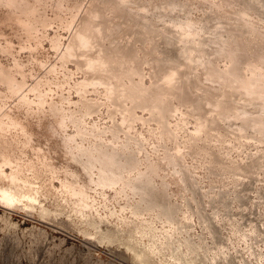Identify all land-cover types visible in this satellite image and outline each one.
<instances>
[{"label":"rangeland","instance_id":"rangeland-1","mask_svg":"<svg viewBox=\"0 0 264 264\" xmlns=\"http://www.w3.org/2000/svg\"><path fill=\"white\" fill-rule=\"evenodd\" d=\"M258 120L264 0H0V264H264Z\"/></svg>","mask_w":264,"mask_h":264},{"label":"bare ground","instance_id":"bare-ground-1","mask_svg":"<svg viewBox=\"0 0 264 264\" xmlns=\"http://www.w3.org/2000/svg\"><path fill=\"white\" fill-rule=\"evenodd\" d=\"M80 44L82 46H84V42H80ZM122 76V75H121ZM228 89V88H227ZM254 124H262L264 125V123H262L261 120L255 121ZM2 201L6 204V205H11L14 204V202L16 201V199L14 198V196L12 194H4V197L2 198ZM190 263H194L193 260L190 261Z\"/></svg>","mask_w":264,"mask_h":264}]
</instances>
